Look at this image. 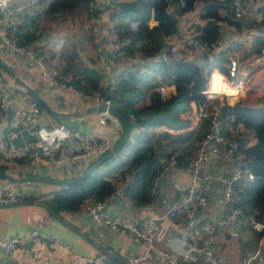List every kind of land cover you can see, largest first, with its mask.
Here are the masks:
<instances>
[{
  "label": "crops",
  "instance_id": "obj_1",
  "mask_svg": "<svg viewBox=\"0 0 264 264\" xmlns=\"http://www.w3.org/2000/svg\"><path fill=\"white\" fill-rule=\"evenodd\" d=\"M11 1L15 7V15L10 26L11 35L17 39L28 33L39 36L44 49L50 55L51 62L69 77L77 80L79 71L88 67L99 74L102 84L109 85L123 70L129 68L112 59L109 46V38L114 32V20L110 16V10L122 0H93L101 5L97 11L84 8L77 15L59 13L54 16H46L44 13L46 5L38 0L35 10L29 9L27 5L29 0ZM208 1L210 0H195L191 8L184 12L177 11L174 5L170 6L168 11L176 20L177 32L169 35L167 42L178 40L180 34L187 31L195 30L197 33L201 31L208 18L201 16L205 13L203 6ZM245 2L256 8L253 14L235 18L230 8L225 7L228 4H224L219 8L222 18L217 21L219 37L227 43V53L238 62L233 76L228 77L231 83L242 84L243 89L238 96L231 102L234 89L225 87L224 93L228 94L229 99L218 96L206 98V102L201 105L192 102L190 109L181 112L172 122L149 127L145 130L146 136L142 135L144 131L140 133L142 138L138 144L152 150L156 159L155 166L163 171V176L151 212L156 217V232L161 234L162 239L157 241L158 251L154 253L155 260H143L139 264H167L160 252L182 250L185 247L186 233L213 218L229 217L231 220L229 226H220L216 229L212 240L213 247L223 257L225 264H239L258 249L263 255L264 233L261 232L263 224L253 217L256 210L250 211L244 207L247 214H234L233 206L224 199L222 185L216 178L218 175L231 174L240 162L241 153H234L229 159L208 162L206 169L210 177L201 180L198 188L207 192L209 203L197 212L194 219L165 215L167 205L161 201L162 197H166L167 204L171 205L179 198V191L174 188L173 182H179L184 187L190 183V175L185 169L187 160L194 153L198 139L210 128L206 117L197 116L199 108L219 111L224 103L232 104L239 99L264 108V66L252 61L256 44H241L235 41L238 34L246 31L264 33V0ZM154 23L155 21H150V24ZM183 49L186 50L187 57L203 66L205 71L216 67L210 68L214 61L209 57ZM0 58L15 76L43 98L51 110L58 112L50 113L38 102L41 111L35 124L30 129H20L13 139L15 145H28L36 139L43 141L45 145H57L63 140L65 148L71 150L76 138L89 132L96 124L98 114L90 109L93 105L89 101L48 85L32 60L9 49L1 39ZM222 65L227 70L228 61L224 60ZM164 70L162 65L145 69L142 79L135 85L140 93L134 104L135 108L149 104L150 93L157 90L159 83L167 86L169 95L175 91L172 79ZM0 75V93L5 97V115L0 120L1 140L5 126L15 112L35 98L1 67ZM217 84L218 82L212 87L219 88ZM162 117L158 116L160 119ZM230 130L231 135L240 137L246 145L255 142L252 132L241 124L230 126ZM104 132L114 145L121 135L122 128L121 125L108 120ZM127 152L128 147L125 146L118 156L102 166V170L108 172L107 178L114 186L112 194L103 200L102 211L117 218L142 220L145 213L141 210V205L135 204L129 194L132 174L138 168L134 163L135 156L125 164L117 166L119 161L126 160ZM172 157L177 160L175 166L169 164ZM94 160L91 157H82L70 158L60 164L45 161L37 163L26 158H13L6 150L0 151V166L4 170L2 172L18 177L36 175L66 180L81 174ZM115 166L116 170L110 173ZM11 183L17 190L33 188L40 192L42 197L40 200L20 199L13 203L0 204V239L11 236L21 238V242L9 252L0 251V264H57L64 261H69L70 264H84L83 258L93 255H104L105 261L109 264H128L131 256L140 252L136 242L93 219L83 210L82 205L73 210L60 209L54 212L50 209L63 222L50 215L43 201L49 199L60 186L45 182ZM34 230H37L38 235L35 238H28L27 236ZM43 235L57 237L51 240L42 238ZM200 241L206 242V236H202ZM196 264L209 263L204 256L199 255Z\"/></svg>",
  "mask_w": 264,
  "mask_h": 264
},
{
  "label": "built area",
  "instance_id": "obj_2",
  "mask_svg": "<svg viewBox=\"0 0 264 264\" xmlns=\"http://www.w3.org/2000/svg\"><path fill=\"white\" fill-rule=\"evenodd\" d=\"M170 6L174 5L175 9L186 4L185 0H167ZM219 3H228L231 12L235 18L244 15H251L254 9L245 0H217ZM29 9L37 8V0H29L27 3ZM92 9L97 10L101 5L97 1H93ZM15 15V7L11 0H0V39L12 51L27 56L34 62L48 85L54 86L61 92H70L74 96L89 101L93 106L99 104L109 105L113 103L116 97V78L109 86V89L103 93L86 94L80 88L70 82V77L63 74L50 59L49 53L44 49L42 40L36 36L31 41L19 43L8 34V29L12 24ZM129 26L132 30H136L138 26L137 19H131ZM195 30L187 31L180 34L178 40L170 41L167 46L159 50L156 54L143 57L139 53L128 54L124 47L127 40L113 32L109 38V46L111 57L121 66H132L137 74L144 73L146 68H151L157 62H171L180 59H189L186 55V48L190 51L209 57L212 61L223 56L228 61L227 72H223L219 67L209 70L208 81L202 93L206 98L225 97L228 94L221 92H212L209 88L213 77L218 75L222 86L228 85L234 89V97L242 91L243 86L240 83H231L228 77L233 75L238 65L237 59L227 53V43L221 38H217L210 43L203 42L195 37ZM235 41L241 44H256V50L253 54L252 61L259 66H264V33L256 34L253 31H246L238 34ZM1 78V75H0ZM159 97L162 101L169 96L167 86L159 83L157 86ZM5 97L0 93V120L5 115L4 107ZM41 108L38 101L31 99L27 105L18 109L13 118L8 122L2 133L0 140V151H8L9 156L13 158H26L30 162L45 161L50 164H60L68 161L70 158L79 159L82 157H91L97 159L105 154L112 146V141L104 132L105 124L108 120L121 125L119 117L112 112L110 108L95 110L98 114L96 124L92 129L83 134L80 138H76V142L72 145L71 150H67L64 141L61 140L57 145H45L43 141L36 139L24 146H17L14 138L21 128L30 129L36 122L37 116L40 114ZM197 116L206 117L210 122L209 130L205 131L198 139L194 153L188 158L185 169L190 175V183L182 186L179 182H173V186L179 191V198L173 204L168 205L167 198L162 197L161 201L167 208L165 215L167 216H183L185 218L194 219L197 212L209 203L208 194L198 188L201 180L210 177L207 172V164L213 160L229 159L238 148L239 141L235 138L225 137L219 130L218 110L199 108ZM176 158L172 157L169 164L175 166ZM163 176L162 170H157L150 180V199L141 205V210L145 213L142 220H133L126 218H117L105 214L102 211L103 200L94 198L86 199L83 204V210L93 217L96 221L111 228L123 237L136 242L140 247V252L131 256L128 264H139L143 260L154 261V253L158 251L157 241L162 239L161 234L156 232V217L151 213L154 200L159 190L160 179ZM217 180L222 185V195L224 199L233 206L234 214L243 213L240 209L235 208L237 202V194L235 185L242 179H251L252 174L247 168L241 167L239 162L236 169L229 175H218ZM41 193L33 188L27 190H17L13 187L9 180L0 177V203H13L20 199L40 200ZM230 218H213L205 221L186 233L184 237V248L177 251L160 252L162 258L167 264H196L198 256L205 257L209 264H225L223 257L212 245L213 235L220 226L227 227L230 225ZM38 235L37 230L32 231L27 237L35 238ZM206 236V242H201L200 238ZM55 235H43L42 238L55 239ZM21 242L19 236H11L7 239H0V251L9 252L16 244ZM84 264H109L105 261L104 255L86 256L82 260ZM57 264H70L69 261ZM239 264H264V257L260 249L242 260Z\"/></svg>",
  "mask_w": 264,
  "mask_h": 264
},
{
  "label": "trees",
  "instance_id": "obj_3",
  "mask_svg": "<svg viewBox=\"0 0 264 264\" xmlns=\"http://www.w3.org/2000/svg\"><path fill=\"white\" fill-rule=\"evenodd\" d=\"M38 1L46 5L44 8L46 16H54L59 13L77 15L84 8L90 11L94 10L91 6L93 0ZM185 1L186 4L179 6L177 11L184 12L188 10L195 0ZM223 6L224 4L219 3L217 0H210L204 4L205 13L201 16L208 18L201 31L195 35L196 38L207 43L220 38L217 21L222 18L219 8ZM169 7L170 4L167 0H122L110 10V16L114 20V32L127 40V44L124 47L126 53H139L141 56L147 57L156 54L167 46V37L177 32V23L173 15L168 11ZM225 7L230 8L229 5ZM131 19L138 20L136 30H132L129 26ZM151 20L155 21V23L150 24ZM10 30L9 28L8 34L10 37L22 44L36 37L34 34L28 33L23 34L22 38L17 36V39L11 35ZM224 60V57L220 56L212 62L210 68L217 66L226 73L227 70L222 65ZM154 65L164 66L166 75L172 79L175 85V91L166 100L162 101L158 90H153L150 93L149 104L135 108L134 104L140 95L139 89L135 85L142 79L144 73L137 74L132 66L127 70H123L117 76L116 97L112 101L124 110L130 120L128 139L117 154L112 155L82 179L66 186H60L49 199L44 200V204L49 209L54 212L60 209L73 210L79 208L88 198L104 200L109 197L114 190V186L107 178L108 172H104L102 166L112 161L115 156H118L125 146L128 147L127 158L122 162L119 161L117 166L125 164L135 156L134 163L138 167L132 174L129 194L135 204L139 205H143L150 199V180L152 175L158 170L155 166L156 159L151 149L149 150L148 147L138 143L142 135L146 136L145 130L149 127L172 122L173 119L179 117L181 112L189 110L192 102L197 105L206 102L207 99L202 90L206 87L210 70L205 71L203 66L190 59H180L168 63L157 62ZM70 82L86 94L103 93L110 86V84H102L99 74L88 67L79 71L77 80L70 77ZM219 88L211 86L210 90L213 92ZM232 98L234 99V95ZM39 106L41 108L40 104ZM112 112L121 121L122 132L120 139L124 132V119L118 111L112 110ZM158 116L163 117L160 119ZM218 120L220 132L229 139L235 138L239 141L236 153L242 154L240 159L241 167L249 169L252 174L251 179H242L236 183L235 192L238 199L234 206L244 214H247L244 211V207L250 211L256 210L253 217L261 221L263 224L261 232L264 233V108L247 104L239 99L232 104L224 103L218 111ZM237 124L243 125L244 128L252 132L255 137L254 143L246 145L243 139L230 134V126L233 127ZM141 131H144L142 135L140 134ZM131 134H133L132 137ZM97 159L92 161L90 165ZM117 166L112 168L110 173L116 170ZM2 171H4L3 167L0 166V172Z\"/></svg>",
  "mask_w": 264,
  "mask_h": 264
},
{
  "label": "water",
  "instance_id": "obj_4",
  "mask_svg": "<svg viewBox=\"0 0 264 264\" xmlns=\"http://www.w3.org/2000/svg\"><path fill=\"white\" fill-rule=\"evenodd\" d=\"M0 67L3 70H5L6 72H8L12 77H14L15 81L18 84H20L21 86H23L28 92H30L32 94V96L38 102H40L41 105L46 110H48L50 113H54V114L58 113V112H55V111L51 110L49 105L43 100V98H41L38 95V93L33 88H31L25 82H23L20 78L15 76L14 72L1 60V58H0ZM104 108H110L111 110H116L122 115V117L124 119V132H123V135L116 143H114V145L105 154L100 156L92 165H90L88 168H86L78 176H75L73 178H69V179H66V180H57V179H53V178H48V177H43V176H36V175L19 176L18 177V176H13L11 174H8L6 172H0V177L4 178L6 180H9L10 182H25V181L26 182H45V183L54 184V185H58V186H66V185H68L70 183H73L75 181H78V180L82 179L88 173H90L94 168H96L98 165L103 163L105 160L110 158L112 155L117 154L118 151L124 145L125 141L128 139V136L130 134V120H129L127 114L124 112V110L121 107H119L118 105H116L114 103H111L109 105L99 104V105H96V106H92L90 109L92 111H95V110L104 109ZM0 204H3V203H0ZM47 210H48L50 215H52V216L56 217L57 219H59L60 221H62L61 218L58 215H56L55 213H53L49 208H47ZM262 253L264 255V251L263 250H262Z\"/></svg>",
  "mask_w": 264,
  "mask_h": 264
},
{
  "label": "bare ground",
  "instance_id": "obj_5",
  "mask_svg": "<svg viewBox=\"0 0 264 264\" xmlns=\"http://www.w3.org/2000/svg\"><path fill=\"white\" fill-rule=\"evenodd\" d=\"M216 82H218L217 85H219L220 88L217 91H213V92L224 93L225 87H231V86H228V85L222 86L221 83H220V77L218 75H215V77H213L212 83L210 84L209 88L211 89V86L215 85Z\"/></svg>",
  "mask_w": 264,
  "mask_h": 264
},
{
  "label": "rangeland",
  "instance_id": "obj_6",
  "mask_svg": "<svg viewBox=\"0 0 264 264\" xmlns=\"http://www.w3.org/2000/svg\"><path fill=\"white\" fill-rule=\"evenodd\" d=\"M231 76H233V75H231ZM223 97L225 98V96H224V95H223ZM227 98H228V96H227ZM228 99H229V98H228ZM233 100H234V99H232V101H231V102H233ZM228 101H229V100H228Z\"/></svg>",
  "mask_w": 264,
  "mask_h": 264
}]
</instances>
